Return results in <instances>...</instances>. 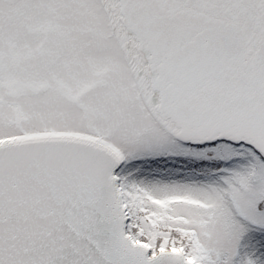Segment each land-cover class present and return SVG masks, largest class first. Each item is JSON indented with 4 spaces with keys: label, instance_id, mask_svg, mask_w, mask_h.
Returning <instances> with one entry per match:
<instances>
[{
    "label": "snow or ice",
    "instance_id": "obj_1",
    "mask_svg": "<svg viewBox=\"0 0 264 264\" xmlns=\"http://www.w3.org/2000/svg\"><path fill=\"white\" fill-rule=\"evenodd\" d=\"M0 264H264V0H0Z\"/></svg>",
    "mask_w": 264,
    "mask_h": 264
}]
</instances>
